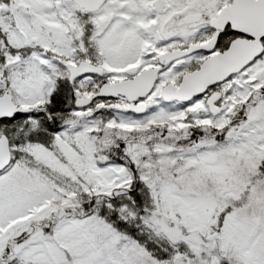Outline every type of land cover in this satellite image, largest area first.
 Listing matches in <instances>:
<instances>
[{
  "label": "snow or ice",
  "instance_id": "snow-or-ice-1",
  "mask_svg": "<svg viewBox=\"0 0 264 264\" xmlns=\"http://www.w3.org/2000/svg\"><path fill=\"white\" fill-rule=\"evenodd\" d=\"M0 264H264V0H0Z\"/></svg>",
  "mask_w": 264,
  "mask_h": 264
}]
</instances>
